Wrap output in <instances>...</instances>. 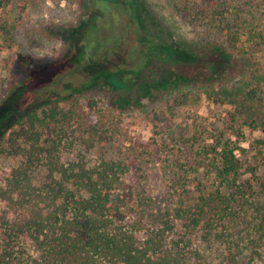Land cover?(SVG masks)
Wrapping results in <instances>:
<instances>
[{
  "label": "trees",
  "instance_id": "1",
  "mask_svg": "<svg viewBox=\"0 0 264 264\" xmlns=\"http://www.w3.org/2000/svg\"><path fill=\"white\" fill-rule=\"evenodd\" d=\"M122 2L126 27L146 34L137 64L124 76L118 68L102 69L106 61L101 66L89 56L90 73L74 93L103 86L123 110L152 98V91L173 87L161 86L160 73L154 79L145 75L157 57L162 66L175 69L179 87L198 88L206 80L209 87L233 62L227 48H234L241 37L264 42V0H179L182 19L200 27L199 41L192 45L180 33L179 42L174 41L145 0ZM12 90L0 103V154L9 152L18 160L6 169L0 185V264H250L249 259L260 256L264 136L245 146L239 137H217L208 144L201 141L194 153L185 145L184 155H173L169 162L158 158L155 163L169 178L171 206H165L142 184L146 154L130 158L101 153L110 139L92 123L79 132L86 136L72 139L71 111L60 99L48 100L34 79ZM260 124L264 134V121ZM76 143L100 152L63 162L59 145ZM36 172L45 174L37 183ZM175 221L181 222V232L170 240ZM198 229L204 243L217 247L214 256L191 246ZM246 235L247 247L242 243Z\"/></svg>",
  "mask_w": 264,
  "mask_h": 264
},
{
  "label": "rangeland",
  "instance_id": "2",
  "mask_svg": "<svg viewBox=\"0 0 264 264\" xmlns=\"http://www.w3.org/2000/svg\"><path fill=\"white\" fill-rule=\"evenodd\" d=\"M145 1L156 22L171 31L174 41L179 42L180 33L190 45L198 43L196 33L200 27L188 26L182 19L179 0ZM123 8L122 0H112L111 4L99 0H0V103L5 96L9 98L14 87L34 79L48 100L60 99L61 105L71 111L72 139L86 136L79 132L92 123L110 139V145L101 153L130 158L146 154L142 167L147 178L142 184L151 197L167 206L169 178L155 163L158 158L169 162L173 155H184L185 145L192 146L194 153L201 141L208 144L217 137H239L244 146L245 142L263 138L260 123L264 121V42L257 37L252 41L241 37L234 48H227L233 53V62L228 72L215 78L209 87L205 86L208 80L198 88L179 87L175 69L162 66L157 57L145 75L154 79L160 73L161 86L170 83L173 87L152 91V98L123 110L113 104V93L103 86L84 90L81 95L74 93L82 88L90 73L86 62L89 56L97 63L101 61V66L106 61L102 69L118 68L124 76L137 64L146 34L137 32V27H126ZM105 53L107 56H103ZM243 57L248 59L245 63ZM47 139L43 131L41 140ZM58 152L67 162L80 154L92 157L100 151L76 143L60 144ZM17 163V157L9 152L0 154V185L6 169ZM44 178L45 174L36 172V183ZM243 219L247 226L249 216ZM174 224L170 240L177 239L181 232V222ZM202 237L203 232L196 230L191 246H196L201 255L214 256L217 247L210 241L204 243ZM248 242L246 235L242 243L247 247ZM256 250L260 256L249 259L250 264H264V239Z\"/></svg>",
  "mask_w": 264,
  "mask_h": 264
}]
</instances>
